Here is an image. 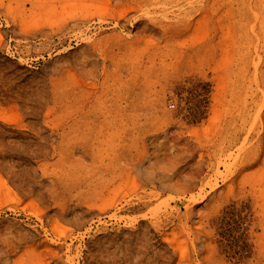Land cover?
Wrapping results in <instances>:
<instances>
[{
	"label": "rangeland",
	"instance_id": "rangeland-1",
	"mask_svg": "<svg viewBox=\"0 0 264 264\" xmlns=\"http://www.w3.org/2000/svg\"><path fill=\"white\" fill-rule=\"evenodd\" d=\"M0 264H264V0H0Z\"/></svg>",
	"mask_w": 264,
	"mask_h": 264
},
{
	"label": "bare ground",
	"instance_id": "bare-ground-1",
	"mask_svg": "<svg viewBox=\"0 0 264 264\" xmlns=\"http://www.w3.org/2000/svg\"><path fill=\"white\" fill-rule=\"evenodd\" d=\"M165 2V1H164ZM162 3V2H161ZM168 3V2H167Z\"/></svg>",
	"mask_w": 264,
	"mask_h": 264
}]
</instances>
